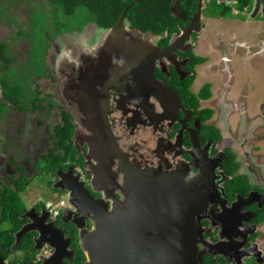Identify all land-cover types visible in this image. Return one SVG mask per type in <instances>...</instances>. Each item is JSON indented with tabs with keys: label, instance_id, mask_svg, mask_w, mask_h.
Here are the masks:
<instances>
[{
	"label": "flooded vegetation",
	"instance_id": "af4514ba",
	"mask_svg": "<svg viewBox=\"0 0 264 264\" xmlns=\"http://www.w3.org/2000/svg\"><path fill=\"white\" fill-rule=\"evenodd\" d=\"M180 1H171L160 31L137 29L125 16L115 46L112 27L87 23L48 34L49 48L33 65L13 54L11 70H0V264H89L95 222L124 208L132 170L163 174L176 186V207L193 214L197 264H264V162L255 166L239 125L232 137L239 149L224 143L234 140L213 119L222 104L212 93L200 97L212 84L199 80L234 51L228 38L214 52L203 19L262 22L264 0L240 8L237 0H201L199 25L192 23L199 0L194 13ZM148 46L159 54H147ZM24 61L30 67L18 73ZM107 128L118 155L104 140Z\"/></svg>",
	"mask_w": 264,
	"mask_h": 264
},
{
	"label": "water",
	"instance_id": "95a60500",
	"mask_svg": "<svg viewBox=\"0 0 264 264\" xmlns=\"http://www.w3.org/2000/svg\"><path fill=\"white\" fill-rule=\"evenodd\" d=\"M133 4L125 8L108 32V39L115 46L124 39V19ZM200 14L201 0L192 23L200 24ZM146 51L152 55L160 52L151 46ZM92 119L98 121L99 117L93 116ZM104 135L107 136L104 140L110 143L111 154L116 152L118 155L112 132L107 128ZM95 142H98L95 144L98 148L94 150V159L97 164L103 163L105 159L100 158V140ZM132 171L125 172L127 194L126 202L121 205L124 208L104 212L102 218L95 222L85 244L89 264H197L191 220L193 214L188 205L186 208L182 205L179 211V203L174 201L177 200L176 186L164 180L166 176L163 174H137ZM88 244L91 249H86L90 247Z\"/></svg>",
	"mask_w": 264,
	"mask_h": 264
},
{
	"label": "rangeland",
	"instance_id": "374dc122",
	"mask_svg": "<svg viewBox=\"0 0 264 264\" xmlns=\"http://www.w3.org/2000/svg\"><path fill=\"white\" fill-rule=\"evenodd\" d=\"M37 7L41 8L42 13L52 10L48 0H0V42L10 43L9 52L17 59H25L24 56H28L32 45L28 44L31 39L26 35L15 37L18 31L22 34L30 32L28 28L32 24L31 11ZM236 20L220 19L218 25L214 20L206 22L203 19L207 28L204 39L213 45L214 52L216 53L217 47L225 46L228 38L230 40L227 45L232 46L228 47V51H234L230 52L233 58L230 63L224 66L221 65L223 63H220V66L214 64L215 67L210 69L204 68V74L199 80L211 82L212 100H218L219 104H222L213 119L219 122L223 136L236 138L235 129L239 125L242 128L239 129L242 137L248 135L245 150L250 153V157L253 154L252 158H259L253 160L254 164H260L264 162V21H254L249 17L246 22ZM53 44L54 41H51V48ZM238 45H244L245 48L238 49ZM53 55V52L49 51L48 56ZM25 63L27 62H20L16 66L18 73L23 71ZM225 70H229L230 76L224 73ZM224 103L230 108L225 118L227 107ZM219 112L221 115L217 117ZM227 139H224L226 145L236 150L241 146V142H236L235 139L228 142ZM259 168L264 174V167Z\"/></svg>",
	"mask_w": 264,
	"mask_h": 264
},
{
	"label": "trees",
	"instance_id": "16d2710c",
	"mask_svg": "<svg viewBox=\"0 0 264 264\" xmlns=\"http://www.w3.org/2000/svg\"><path fill=\"white\" fill-rule=\"evenodd\" d=\"M172 0H48L49 7L52 9L48 14L40 12L41 8L31 11L32 24L29 26V33L22 34L18 31L17 37L28 36L30 48L28 57L32 65L39 55L49 48L48 39L50 35L60 34L72 28L83 27L87 23H92L100 29H109L113 27L122 12L127 6L134 2L133 6L127 10L126 18L141 30L158 29L157 24L164 17L169 16V5ZM237 8L242 6V1L237 0ZM180 6L185 7L188 12L194 13L195 3L193 0H181ZM228 17L231 15L228 13ZM162 29H158L160 31ZM9 46L0 42V70L9 72L11 65L15 62V56L9 52ZM30 66V63H27ZM37 70V69H34ZM39 71V70H37ZM19 87V86H17ZM17 87L10 88L8 91L14 94L13 90L19 92ZM211 96L210 85H204L201 90L203 99ZM211 112H207L210 116Z\"/></svg>",
	"mask_w": 264,
	"mask_h": 264
},
{
	"label": "crops",
	"instance_id": "0c3cea01",
	"mask_svg": "<svg viewBox=\"0 0 264 264\" xmlns=\"http://www.w3.org/2000/svg\"><path fill=\"white\" fill-rule=\"evenodd\" d=\"M243 44H245V43H243Z\"/></svg>",
	"mask_w": 264,
	"mask_h": 264
},
{
	"label": "bare ground",
	"instance_id": "6f19581e",
	"mask_svg": "<svg viewBox=\"0 0 264 264\" xmlns=\"http://www.w3.org/2000/svg\"><path fill=\"white\" fill-rule=\"evenodd\" d=\"M63 147V146H62Z\"/></svg>",
	"mask_w": 264,
	"mask_h": 264
}]
</instances>
